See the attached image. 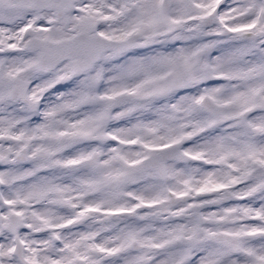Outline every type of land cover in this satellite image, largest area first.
Returning <instances> with one entry per match:
<instances>
[{"label": "snow or ice", "instance_id": "obj_1", "mask_svg": "<svg viewBox=\"0 0 264 264\" xmlns=\"http://www.w3.org/2000/svg\"><path fill=\"white\" fill-rule=\"evenodd\" d=\"M0 264H264V0H0Z\"/></svg>", "mask_w": 264, "mask_h": 264}]
</instances>
